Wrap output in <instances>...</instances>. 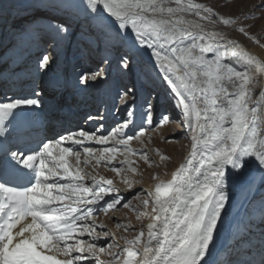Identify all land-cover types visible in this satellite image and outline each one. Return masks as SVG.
I'll use <instances>...</instances> for the list:
<instances>
[{
	"label": "snow or ice",
	"instance_id": "1",
	"mask_svg": "<svg viewBox=\"0 0 264 264\" xmlns=\"http://www.w3.org/2000/svg\"><path fill=\"white\" fill-rule=\"evenodd\" d=\"M86 6L100 21L102 31L107 20L116 26L117 35L126 30L134 44L151 50L192 133L190 152L170 180L157 177L154 188L147 190L148 198L142 203L151 205L154 215L146 230L142 228L133 238H125L126 246L113 252L112 245L107 249L97 247L95 220L89 219L93 208L81 210L80 205L95 203L119 190L112 179L104 176L91 177L95 188L87 186V174L79 166L80 152L63 145L67 141L83 144L95 139L107 144L115 140L116 146L104 147L99 156H95L98 150L83 149L87 156L95 157L97 164L103 161L106 166L111 165L122 150L137 154L130 146L134 137L124 138L127 123L109 136L96 137L81 130L79 138L71 133L43 143L39 150L20 160L34 173L28 185L12 187L7 182L0 183V264H85L89 255L98 264H208L205 257L210 255V245L214 247L218 222L229 200L227 183L245 171L250 160L264 171V83L253 74L254 69L264 73V60L238 41L207 31L201 21H210L214 10L196 0H86ZM58 7L51 5L53 9ZM42 15L37 10V18ZM189 15L199 19H189ZM218 19L224 25L236 24L231 17ZM48 28L56 43L68 32L63 24H49ZM239 31L248 35L243 26ZM208 53H213V57L209 58ZM51 59L50 54L42 55L40 66L47 67ZM121 62L127 67L126 57ZM99 75V71L92 72L81 76V80L94 81ZM39 103L32 98L0 103V132L13 110ZM150 110L151 105L149 123ZM168 119L162 116L160 125ZM144 133L141 128L137 135ZM139 154L147 161L146 152ZM70 156L75 157V166L70 163ZM84 163L90 161L86 159ZM133 163L127 158L120 161L136 172L131 167ZM112 170L120 174L123 169L113 166ZM67 201L71 203L52 206ZM118 202L109 203L104 211ZM84 234L91 237V242L82 238ZM101 254L112 260L104 261Z\"/></svg>",
	"mask_w": 264,
	"mask_h": 264
},
{
	"label": "rangeland",
	"instance_id": "2",
	"mask_svg": "<svg viewBox=\"0 0 264 264\" xmlns=\"http://www.w3.org/2000/svg\"><path fill=\"white\" fill-rule=\"evenodd\" d=\"M84 2L86 4V0H14L13 5L18 6L12 16L3 20L0 14V69L7 72V62L14 56L13 51H16L15 54L19 56L16 55L11 60L22 72H27L29 78H24V85L19 84L17 78H10L8 86L19 87L20 92H25L23 97L26 98L27 91L22 86L28 88L30 85L33 99L40 101L37 111L42 112L41 116L44 115L46 121L48 116L55 117L57 113L65 112L68 107L69 109L83 107L75 101L84 94L85 102L89 104L87 110L83 112L86 114L83 121L80 119L75 123L80 124L75 129L77 132L86 129L96 137L109 136L114 129L127 123L128 126L123 128L124 138L128 135L134 137L130 141V146L137 150V154L122 150L111 165L106 166L103 161L97 164L95 157L87 156L83 149L89 147L98 150L95 153V156H98L99 150L104 147H115V140H111L114 144L106 145L85 144L87 141L85 140L79 148L78 144L71 143V147H77L75 152L81 154L79 166L83 171L84 169L88 171L84 172L87 174L84 181L87 186L95 188L91 177L104 176L106 179H112L114 187L119 190L108 193L104 199L95 203L80 205L81 210L86 207L93 208V215L89 219L95 220L93 226L99 236L96 241L97 247L107 249L112 245L110 251L115 252L126 246L125 238H133L142 228L146 230V225L151 222L154 214L151 205L146 207L142 203L148 198L145 185L154 184L158 181L157 177L160 179L163 175L167 176L181 159V163L185 161L190 152L192 133L181 109L177 106L175 94L164 79L163 71L151 55V50L138 44H134V48H124V37L132 35L123 29L120 30V35H117L116 26L109 24L107 20L104 21L106 27L102 31L100 21L94 18L95 14L90 12L87 6L85 10L88 15L83 17L88 18L82 20L78 16V8ZM196 2L214 10L215 15L210 21H201L206 27L216 24L221 33H231L245 44L264 51V7H261L264 0H196ZM54 3L59 5L57 9L51 8ZM49 9L52 14L46 12ZM37 10L43 13L39 18ZM104 15L108 17V14ZM219 16L231 17L236 20V24L224 25L218 19ZM49 24H63L68 28V32L62 34V38H58L59 43L51 38ZM240 26L245 28L248 35L239 31ZM76 31L89 34L90 43L77 44L78 40L74 39ZM251 37L256 39L253 40ZM46 53H51L52 59L47 67H41L40 59ZM122 57H126L127 67L123 66ZM22 60H25V69L29 67L32 71L24 70ZM33 60L36 62L34 67L31 66L34 64ZM96 71L100 72L96 80L89 79L86 82L81 80V76ZM53 86L58 88L52 90ZM41 94L45 98L40 97ZM152 100L156 102L152 104ZM149 105L150 123L147 119ZM81 109H77V115H83ZM111 109L113 114L110 113L111 116L108 117V111L111 112ZM162 116H168L169 119L161 126ZM141 128L145 129V133L138 136ZM71 132L73 131L69 130L67 133ZM177 143L180 148H177ZM142 152L147 153V161L139 154ZM162 156L167 159H161ZM126 158L134 162L131 167L136 168V172H132L127 164L116 165ZM86 159L90 163L85 164ZM74 161L76 164V159ZM113 166L121 167L122 172L117 174L112 170ZM254 181L250 200L245 201L247 207L244 212L241 211L242 214L240 212V215H237L239 219L242 217L244 223L251 218L250 226L245 227L244 234H239L230 241L231 243L229 242L228 245L231 247L217 264H264L261 255L264 252V171H261ZM123 186L133 192L127 195L128 198L116 195L124 188ZM87 198L92 199L91 196ZM115 200L119 202L105 212L107 205ZM118 224L121 227L118 228ZM105 232L110 235L105 236ZM244 235H249V238ZM82 238L91 242V237L87 234ZM146 238L147 235L144 237L145 241ZM240 239H245V242L241 243ZM117 245L120 246L119 249ZM250 247L253 251L247 250ZM100 258L106 262L112 260L107 254H101ZM85 264H98V261L89 255Z\"/></svg>",
	"mask_w": 264,
	"mask_h": 264
},
{
	"label": "bare ground",
	"instance_id": "3",
	"mask_svg": "<svg viewBox=\"0 0 264 264\" xmlns=\"http://www.w3.org/2000/svg\"><path fill=\"white\" fill-rule=\"evenodd\" d=\"M13 1L14 0H0V14H1V17L3 16L2 17L3 20L7 19L9 16H12V13L14 12V10L17 9L18 4L13 5ZM85 7H86V4L84 2V4H82L78 8V10H79L80 13L88 15V13H85V10H84ZM105 14H107V13L105 12ZM188 18L189 19H197V17H193L191 15H189ZM206 30L209 31V32H211V31L220 32L218 30V26L216 24H213V25H210V26L206 27ZM222 34L224 36H226L228 39H234V40L238 41L241 45L244 46V48L247 51H249L250 53H252V54H254L256 56H258L261 60H264V51L263 50L245 44L241 39L236 38L231 33L225 32V33H222ZM127 37L132 39V36H125L124 41H125L126 44L129 43V42H132V40L130 41V39H128ZM124 48H125V46H124ZM51 50L52 49H49V51H51ZM46 54L52 55L51 53H46ZM207 55H208L209 58L213 57V53H208ZM227 55L230 56V53H228ZM4 57L5 56H3V58ZM225 62H227V60ZM0 63H1V61H0ZM237 67H239V66H237ZM13 69L15 70V74H14L13 77L14 78H16V77L18 78V81H19L18 83L19 84H23L25 82V79L23 80V78H25V77L27 78L28 77L27 73L25 71L22 72V70H20L18 68L17 64H15V63H14V68ZM27 69H29V67H27ZM0 71H1L0 74L2 76V81H0V88L2 86L4 88H6V80L7 79L10 80L11 76H9V74L7 72H3L1 69H0ZM253 74L257 77L258 80H260L262 83H264V73H259V72L255 71V69H254L253 70ZM52 88H53L52 90H54L55 88H58V87L57 86H53ZM8 91H10V92H7L6 95L9 98L4 100L2 97H0V101H2L1 103H5V102L10 101L12 99L24 98L23 97V93L24 92L23 93L20 92V91L17 92V89L15 90L13 88V86H11V85H10V90H8ZM258 91H259V89H257V92ZM28 92H29L28 95H31L33 93L31 88L29 89ZM83 95H81L80 98L76 99L78 101H75V102H77L78 105L83 106L85 108L84 109V111H85V110H87L86 108H87L89 103L85 102V96H83ZM39 96L45 98V96H43L42 94L39 95ZM46 97H47V94H46ZM24 107L27 108V109H30L34 113L35 119L40 124L42 123L41 122L42 120L46 121V117L44 115L39 117V114L37 113V106H24ZM71 119L75 121L74 114H73V116H71ZM99 120L100 119H96V121H99ZM75 125L76 126H74L70 130L73 131L71 133H76L77 137H78V133L80 131L77 132V130H75V129L78 128L80 126V124L78 123V124H75ZM85 132H88V131L85 129ZM11 134L12 135L10 136V138L1 146V151H2V154L5 157H12L19 164H22L20 162L21 158H26V155L27 154H31V151H33V150H39L42 147L43 143H45V142H47L49 140L59 139V138H53L52 135H48V136H45L43 134L39 135L37 132H34L32 135H27V136L14 135V133L12 131H11ZM85 144H91V145L98 144V145H100V143H98L97 140L86 141ZM107 144H114V142L113 141L111 142V140H109V142ZM79 145L80 144H78V148H79ZM103 145H106V144H103ZM63 146H65V147H69L70 146L71 147V142L67 141V142H65V144ZM178 147L180 148L179 144L177 143V148ZM76 148H77L76 146L72 147L73 152H75ZM13 153H17L18 155L13 157V155H12ZM69 160H70V163L73 166L76 165L75 161H74L75 160L74 156H73V158L70 156ZM181 161H182V159H181ZM181 161L178 162V164L171 171L168 172L167 176L163 175L160 178V180H164V181L170 180L171 176H172V173L179 167V165L181 164ZM116 165L119 166V165H122V164L118 163ZM229 171H231L230 168H229ZM84 172L88 173V171L86 169H84ZM260 172H261V170H260V167L258 166L257 162L255 160H250L247 163V165H246L245 171H243L242 173L236 175L234 179L230 180L227 183L226 189H227V193H228V196H229V200H228V202H227V204L225 206L224 212H222V214H221V220L218 222L217 233H216V235L214 237V241H213L214 247L212 245H210V255L205 257V260L208 262V264H217V261H219L220 259H223V257L225 256L226 252L228 251V248L231 247V245H228V244L231 243L230 241L235 239V238H237L239 236V234H244L245 227L246 226H248V227L250 226L249 222L252 220L251 218L244 223L242 217H241V219H239V216L237 217V215L241 211L246 209L247 204L245 203V201L250 200V193L252 191L251 190L252 183H253L254 180H256L259 177ZM108 177H110V176H108ZM61 182H67V181H61ZM157 182L158 181L154 182V184H152L150 186L149 185H145L147 187V188H145V190L147 191L148 189L154 188V186H155V184ZM131 193H133L132 190L126 189L124 187L123 189H120V192L116 193V195H124L122 198H126L127 195H131ZM63 203H71V201L55 202L52 206L59 208V207L63 206ZM247 213H249V212H247ZM241 214H242V212H241ZM245 236L247 238H249V235H244V237ZM146 240H147V238H146ZM240 240H242L241 243L245 242V239L244 240L240 239ZM247 250L248 251H253V248L250 247ZM259 253H260V251H259ZM261 255H263V258H264V252Z\"/></svg>",
	"mask_w": 264,
	"mask_h": 264
}]
</instances>
